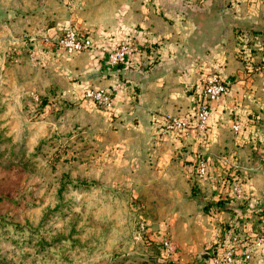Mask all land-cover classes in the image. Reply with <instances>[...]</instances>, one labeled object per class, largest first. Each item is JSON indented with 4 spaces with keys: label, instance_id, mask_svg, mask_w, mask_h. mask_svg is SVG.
<instances>
[{
    "label": "rangeland",
    "instance_id": "374dc122",
    "mask_svg": "<svg viewBox=\"0 0 264 264\" xmlns=\"http://www.w3.org/2000/svg\"><path fill=\"white\" fill-rule=\"evenodd\" d=\"M97 1L0 0V264H205L233 223L217 219L228 208L215 205L213 176L196 182L194 159L203 152L174 147L171 175H159L166 165L154 160L146 120L83 95L96 79L82 69L98 54L105 59L87 33L92 25L78 20ZM67 28L89 35L91 48L55 51L45 39ZM205 74L187 83V109ZM171 115L153 120L155 139L179 137L163 131ZM251 117L261 124L254 132L264 160V111ZM229 170L231 182L238 170ZM236 177L233 194L243 197ZM254 214L237 218L233 232L250 222L254 233L264 213Z\"/></svg>",
    "mask_w": 264,
    "mask_h": 264
},
{
    "label": "crops",
    "instance_id": "0c3cea01",
    "mask_svg": "<svg viewBox=\"0 0 264 264\" xmlns=\"http://www.w3.org/2000/svg\"><path fill=\"white\" fill-rule=\"evenodd\" d=\"M90 6L89 15L84 20L78 18L83 26L92 25L87 33L110 47L129 39L133 53L112 68L98 54L82 70L87 75L98 72L96 80L88 78L93 87L121 82L111 94L113 109L117 108L120 116L135 114L146 120L150 142L154 143L152 151L158 152H152L154 160L166 165L158 174L171 175L168 165L174 147L198 149L203 153L196 158L208 161L207 177L213 176L210 187L217 198L215 205L228 208L216 212L219 221L230 219L235 229L237 218L264 213V160L259 158L254 132L261 124L251 117L264 111V71L260 70L264 61V0H98ZM235 27L243 33L236 36ZM250 48L255 52L250 53ZM214 70L226 78L227 89L217 100L208 102L209 127L203 132L195 128L175 132L179 137L171 135L167 141L163 134L155 139L153 120L160 113L187 111V83ZM234 123L239 130L229 131ZM210 159L215 162L213 173ZM228 167V176L238 170L231 182L225 177ZM235 177L242 182L243 197L233 194ZM203 180L196 178L199 185H207ZM243 225L248 226L240 233L232 228L226 231L225 242L217 251L237 236L250 249V258L237 257L233 264H264L263 251L251 245L257 230L250 233V222Z\"/></svg>",
    "mask_w": 264,
    "mask_h": 264
},
{
    "label": "built area",
    "instance_id": "2783aa9c",
    "mask_svg": "<svg viewBox=\"0 0 264 264\" xmlns=\"http://www.w3.org/2000/svg\"><path fill=\"white\" fill-rule=\"evenodd\" d=\"M56 49L64 53H76L81 50L91 48L92 39L89 35H83L75 28L64 29L59 35L45 39ZM104 63L108 68L117 66L119 63L127 61L133 53L132 43L129 39L120 41L114 47H103ZM260 70L264 71V62ZM227 89V80L217 70L207 72L201 77V82L197 85L191 105L187 111L182 114H174L167 117L162 123L164 132H185L188 129L195 128L199 132L205 131L209 116L208 102L217 100L225 93ZM83 95L89 98L94 104L101 108L110 109L113 107L111 91L101 87L83 88ZM232 129L236 131L238 124L234 123ZM194 172L197 179H205L209 173V163L202 157L195 159ZM232 190L239 191L236 185ZM243 239L233 236L230 243L225 245L220 251H216L209 256L207 264H233V261L239 257L242 260L250 258V249L242 245ZM166 251L172 250L171 244L167 240L161 241ZM251 245L260 249L264 253V218L258 224L257 232L253 235Z\"/></svg>",
    "mask_w": 264,
    "mask_h": 264
},
{
    "label": "water",
    "instance_id": "95a60500",
    "mask_svg": "<svg viewBox=\"0 0 264 264\" xmlns=\"http://www.w3.org/2000/svg\"><path fill=\"white\" fill-rule=\"evenodd\" d=\"M97 74H98V72H94V73H92L90 75H87V77L88 78H91V79H94L97 76ZM204 261H205V264H207L208 263V258L206 259V257H205V260Z\"/></svg>",
    "mask_w": 264,
    "mask_h": 264
}]
</instances>
